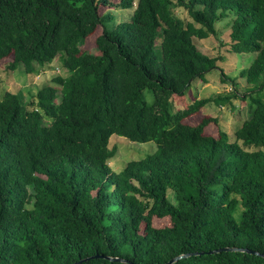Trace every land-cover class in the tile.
<instances>
[{"label":"trees","instance_id":"1","mask_svg":"<svg viewBox=\"0 0 264 264\" xmlns=\"http://www.w3.org/2000/svg\"><path fill=\"white\" fill-rule=\"evenodd\" d=\"M135 4L110 29L109 10ZM229 15L231 51L257 53L241 74L255 86L188 106L218 62L194 38ZM59 56L66 77L0 101V264H264L210 253L264 255V0H0V61L34 74ZM233 99L250 114L231 138L216 118L186 123ZM113 135L157 150L118 171Z\"/></svg>","mask_w":264,"mask_h":264},{"label":"rangeland","instance_id":"2","mask_svg":"<svg viewBox=\"0 0 264 264\" xmlns=\"http://www.w3.org/2000/svg\"><path fill=\"white\" fill-rule=\"evenodd\" d=\"M118 2L119 0H112ZM137 0H135L136 2ZM136 4L130 9L109 10L114 20L109 23L110 29H113L121 22L129 21L132 17ZM176 14L185 22L191 23L192 20L181 8H177ZM234 19L233 15L216 23L217 34L206 39L194 38L198 49L205 55L218 59L217 68L212 69L205 80L193 82L191 89L184 98L186 105H191L195 99H210L218 95L231 93L234 89L233 81L241 95L249 93L254 88V84H248L246 79L241 76L242 72L247 70L257 57V53L236 54L231 51L230 30ZM94 41L87 40L84 50L97 54ZM12 62V57L0 61V101L7 92L21 94L24 102H29L35 97L38 90L44 86L52 85L54 78L66 77L67 71L63 68V58L59 56L52 63L43 69H39L34 74H27L23 67L13 71L8 68ZM227 75L226 82L222 81V72ZM150 101V94L146 92ZM249 101L232 100V105H218L215 102L208 103L201 109V113L192 115L186 119V123L196 125L203 117L216 118L220 126L230 135L241 127L242 123L249 117ZM208 134L217 136L218 129L214 124L206 128ZM110 148L116 151L115 157L110 161L111 166L118 171L123 169L126 164L133 160H140L149 154L156 152L157 144L154 142L138 144L128 139L113 135L110 139ZM167 221V220H165ZM168 222V221H167ZM167 222L157 221L156 226H165Z\"/></svg>","mask_w":264,"mask_h":264},{"label":"water","instance_id":"3","mask_svg":"<svg viewBox=\"0 0 264 264\" xmlns=\"http://www.w3.org/2000/svg\"><path fill=\"white\" fill-rule=\"evenodd\" d=\"M218 252H245V253H250L253 255H261L262 257H264V255L260 254L259 252L251 251V250L245 249V248H243V249H241V248H223V249H220V250H217L214 252H210V253H218ZM190 256H191V254L180 255L178 257L173 258L172 260H170L166 264H174V263L178 262L179 260L190 257ZM92 258H102V256H96V257H92ZM89 259L82 260V261L75 263V264H81L82 262L88 261ZM105 259L113 261V262L127 263L126 260H122L120 258L105 257ZM131 264H133V263H131Z\"/></svg>","mask_w":264,"mask_h":264}]
</instances>
